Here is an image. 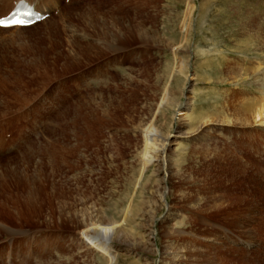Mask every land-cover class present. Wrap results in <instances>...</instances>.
Listing matches in <instances>:
<instances>
[{
  "label": "rangeland",
  "instance_id": "1",
  "mask_svg": "<svg viewBox=\"0 0 264 264\" xmlns=\"http://www.w3.org/2000/svg\"><path fill=\"white\" fill-rule=\"evenodd\" d=\"M66 10L0 32V264H264V0Z\"/></svg>",
  "mask_w": 264,
  "mask_h": 264
},
{
  "label": "bare ground",
  "instance_id": "2",
  "mask_svg": "<svg viewBox=\"0 0 264 264\" xmlns=\"http://www.w3.org/2000/svg\"><path fill=\"white\" fill-rule=\"evenodd\" d=\"M16 0H0V11H2V13H0V17H2V16H4V15H6L7 13H8V11L10 10V8L12 7V6H14V2H15ZM60 2H61V0H39V4H38V7L39 8H41L43 11H45V13L46 12H50V14H51V16L52 17H54V15L55 14H61L62 15V13L63 14H65V11H67L68 10V8H67V10H66V5L68 6H71L72 5V3L73 2H76V0H63V6L64 7H62V6H60ZM85 2H86V0H85ZM88 2V1H87ZM56 6H59V8H58V11L56 12L55 11V7ZM74 9V8H73ZM60 12H62V13H60ZM82 12V11H81ZM67 13V12H66ZM54 14V15H53ZM60 15V16H61ZM51 16L49 15V17H47L44 21H40V22H37V23H35V24H33V25H30V26H27V27H17V26H15V27H9V28H3V27H0V32H10V31H14V30H20V31H27V30H33L34 28H36V27H38L39 25H41V24H43L44 22L46 23V22H48V20L51 18ZM84 17V16H83ZM52 19V18H51ZM83 19V18H82ZM56 20V19H55ZM86 20V19H85ZM52 21V20H51ZM50 21V23H49V29L51 30L50 32H52L53 34H51V36L52 35H56V33L59 31L58 30V28H56V26H57V20H56V22L53 20V22H55V23H53V22H51ZM70 21V20H69ZM88 21V20H87ZM47 24V23H46ZM65 24V23H64ZM70 25V24H69ZM64 26V25H63ZM58 27V26H57ZM65 30V29H64ZM62 31V30H61ZM61 31H59V32H61ZM63 32V31H62ZM50 36V37H51ZM100 40V39H99ZM95 47V46H94ZM255 110V109H254ZM186 113V112H185ZM255 113V119H256V121L257 122H259L258 124H260V125H262V127L264 128V101H262V109H259V110H257L256 112H254ZM251 114H252V112H251ZM180 115H185L184 114V111L182 110L181 111V113H180ZM187 117V116H186ZM191 117V116H190ZM193 117V116H192ZM183 118V117H182ZM196 118V117H195ZM184 121L186 122V119L187 118H185V116H184ZM182 123V122H181ZM186 124V123H185ZM256 124V123H255ZM250 125V124H249ZM189 132V131H188ZM191 134V133H190ZM180 136H182V134H171V135H169V142H168V144H169V147L170 146H172V145H177L178 144V140H177V138L178 137H180ZM167 144V143H166ZM180 145V144H179ZM100 231V230H99ZM99 234H100V232H99ZM102 234V233H101Z\"/></svg>",
  "mask_w": 264,
  "mask_h": 264
},
{
  "label": "snow or ice",
  "instance_id": "3",
  "mask_svg": "<svg viewBox=\"0 0 264 264\" xmlns=\"http://www.w3.org/2000/svg\"><path fill=\"white\" fill-rule=\"evenodd\" d=\"M25 22L21 19H11V20H7V19H0V26H10V25H22Z\"/></svg>",
  "mask_w": 264,
  "mask_h": 264
}]
</instances>
